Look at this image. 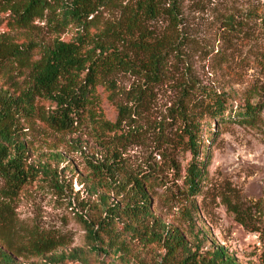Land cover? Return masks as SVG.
<instances>
[{"label":"rangeland","instance_id":"obj_1","mask_svg":"<svg viewBox=\"0 0 264 264\" xmlns=\"http://www.w3.org/2000/svg\"><path fill=\"white\" fill-rule=\"evenodd\" d=\"M23 1L0 2V106L3 99L12 103L10 132L25 143L26 162L38 171L13 199H0L12 219L7 224L0 218V264H178L188 253L218 247L236 264H264V219L253 230L232 211L264 206V0H163L146 31L134 35L149 40L151 50L120 43L138 68L111 77V98L98 86L97 119L70 129L44 120L49 100L27 105L3 96H19L31 81L27 69L13 65L16 48L31 43L38 58L43 46L77 34L74 26L53 22L58 5L70 0H49L57 9L19 24L11 6ZM120 1L127 0L100 10L99 25L118 17ZM154 54L160 57L153 77ZM204 91L227 95L221 119L207 114ZM245 105L256 108L252 118H227ZM190 127L201 135L198 157L204 161L194 190L186 175ZM43 163L57 179L42 170ZM149 173L160 180L143 184L149 210L130 218L139 231L114 222L91 237L82 220L101 213L98 194L125 201L136 179L142 182L139 175ZM171 243L174 252L167 249Z\"/></svg>","mask_w":264,"mask_h":264},{"label":"trees","instance_id":"obj_2","mask_svg":"<svg viewBox=\"0 0 264 264\" xmlns=\"http://www.w3.org/2000/svg\"><path fill=\"white\" fill-rule=\"evenodd\" d=\"M2 0H0L1 2ZM10 3L11 0H7ZM113 0H70L61 2L58 6L60 11L53 18L55 25L74 26L77 34L73 40L64 41L56 39L51 46H43L38 58L33 57V44L25 48H16L14 53L17 57V70L27 69L30 75V83L19 92L15 98L10 95L8 99L16 102L29 104L37 103L39 98L51 102V106L43 112L44 120L52 127L59 129H70L85 119H97L96 104L98 102V86L110 91L108 97L114 94L115 82L111 79L117 72L135 70L138 65L123 51L119 44L122 43L138 51H150L151 44L142 36H134L136 32H144L146 23L154 19L160 10L163 0H127L120 1L119 15L114 21L106 20L103 25L97 22L100 10ZM57 5L49 0H24L11 6L15 22L26 24L34 18L43 17L45 10L53 11ZM92 15V17H91ZM92 28L94 30H92ZM160 55H152L154 64H151V74L155 76ZM208 101L204 105L206 112L213 119L222 118L229 106L227 95L223 92L204 91ZM141 102V99H137ZM3 99L0 106V199L10 200L17 194L22 185L38 171L34 166L27 164L25 154V143L18 141L10 132V125L15 114H11L13 108L8 105L12 103ZM122 110V111H121ZM254 106L245 105L235 110L232 116L241 119L252 118L255 114ZM14 111V110H13ZM126 111L120 108L118 115ZM116 122L112 128L116 129ZM190 125H194L190 123ZM197 127L187 128V147L191 152V159L186 166L188 189L194 190L198 186L203 172V160L200 159L201 135L196 131ZM121 134H124L121 131ZM203 139V138H202ZM55 156V154H51ZM206 157V155H204ZM42 170L57 179L56 170L49 164L43 163ZM136 179V190L129 195L125 201H110L109 197L98 194V205L101 213L90 221L82 220L88 234L95 238L98 230L109 227L114 222L129 227L133 232L139 231L137 224H132L130 218L137 219L139 214H145L149 210V199L145 197L143 184L158 183L159 178L155 175L141 174ZM52 180V179H51ZM58 190L62 185L56 183ZM0 206V218L4 215L7 224L12 222L9 213ZM4 209V210H2ZM232 211L238 221L246 227L258 230L257 225L262 224L264 219V206L257 202L251 206L242 208L240 205L232 206ZM0 221V231L1 229ZM11 226V225H10ZM7 226V227H10ZM14 226H12V229ZM171 239L180 241L176 232L166 231ZM180 247L182 246L179 244ZM174 244L167 245L168 251L174 252ZM173 248V249H172ZM198 253V252H197ZM2 257L12 260L3 253ZM162 264H174L164 262ZM178 264H236L235 260L228 256L222 247L205 251L204 253H188Z\"/></svg>","mask_w":264,"mask_h":264}]
</instances>
